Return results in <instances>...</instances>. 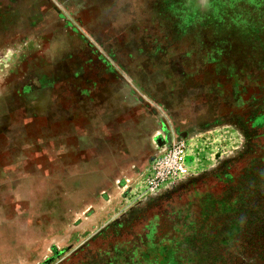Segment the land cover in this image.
Listing matches in <instances>:
<instances>
[{
  "label": "rangeland",
  "instance_id": "374dc122",
  "mask_svg": "<svg viewBox=\"0 0 264 264\" xmlns=\"http://www.w3.org/2000/svg\"><path fill=\"white\" fill-rule=\"evenodd\" d=\"M182 261L264 264V0H0V264Z\"/></svg>",
  "mask_w": 264,
  "mask_h": 264
},
{
  "label": "built area",
  "instance_id": "2783aa9c",
  "mask_svg": "<svg viewBox=\"0 0 264 264\" xmlns=\"http://www.w3.org/2000/svg\"><path fill=\"white\" fill-rule=\"evenodd\" d=\"M150 177L147 180L148 192L162 186L179 185L190 179L192 173L187 165L186 144L182 139L167 142L148 163Z\"/></svg>",
  "mask_w": 264,
  "mask_h": 264
},
{
  "label": "trees",
  "instance_id": "16d2710c",
  "mask_svg": "<svg viewBox=\"0 0 264 264\" xmlns=\"http://www.w3.org/2000/svg\"><path fill=\"white\" fill-rule=\"evenodd\" d=\"M250 182H254V181L251 180ZM243 207H244V204L242 203V201L236 197H232V198L229 197V198H225L221 200H215L211 197H209L208 199L202 198L199 204L201 218L203 220V216H205V218L207 219V224L209 221L211 222V219H216L218 222L220 220L226 221L224 224H219L220 227L222 228L223 233L221 234L220 239H218V243L223 242L224 239L226 238L229 244L233 243V241L238 235L237 234L238 231L243 225L244 217L241 218V215H240V211L242 210ZM254 217L256 218V220H258V217L256 216ZM219 225L216 226L215 229H218ZM211 226L212 224H210V227ZM233 231L234 233L231 236H228ZM181 233L182 234L180 237L182 238L180 240V244L183 243L185 244V247H186L188 245L189 237H187V234L185 233V231ZM186 249L188 251V247H186ZM182 263L184 264V261H182Z\"/></svg>",
  "mask_w": 264,
  "mask_h": 264
},
{
  "label": "crops",
  "instance_id": "0c3cea01",
  "mask_svg": "<svg viewBox=\"0 0 264 264\" xmlns=\"http://www.w3.org/2000/svg\"><path fill=\"white\" fill-rule=\"evenodd\" d=\"M152 153V151L150 152V150L148 151V154L146 156V158Z\"/></svg>",
  "mask_w": 264,
  "mask_h": 264
}]
</instances>
